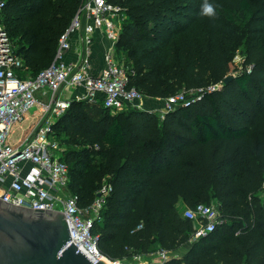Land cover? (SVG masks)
<instances>
[{"label":"trees","instance_id":"obj_1","mask_svg":"<svg viewBox=\"0 0 264 264\" xmlns=\"http://www.w3.org/2000/svg\"><path fill=\"white\" fill-rule=\"evenodd\" d=\"M82 1L5 0L2 22L31 75L53 62ZM111 1L129 22L117 53L125 47L133 60L130 86L162 98L219 86L164 117L102 106L95 118L88 101L77 100L60 117L55 126L64 143L90 142L65 151L80 205L95 201L104 180L112 184L92 225L101 253L122 259L192 242L185 255L163 264H264V0H207L211 17L202 15L205 0ZM140 23H152L153 31ZM98 156L104 161L96 164ZM212 202L224 223L193 239L194 223L180 203Z\"/></svg>","mask_w":264,"mask_h":264},{"label":"built area","instance_id":"obj_2","mask_svg":"<svg viewBox=\"0 0 264 264\" xmlns=\"http://www.w3.org/2000/svg\"><path fill=\"white\" fill-rule=\"evenodd\" d=\"M4 5L5 0H0V197L28 208L65 213L72 242L94 264L101 258L114 264H163L173 256L172 251L158 248L149 254L122 259H110L101 253L92 225L101 219L112 184L104 180L95 201L89 206L80 205L78 195L70 189L66 147L55 125L74 100L101 102L111 111L148 109L164 117L166 112L190 104L196 96L219 85L182 89L164 98L160 108L142 104L150 96L130 86L131 70L116 57L126 12L122 5L111 0H83L59 39L53 62L31 75L2 22ZM99 33L107 46L104 66L96 75L91 68ZM72 51L76 52V58L70 57ZM243 60L240 54L234 58L235 62ZM189 93L191 98L187 97ZM16 133L19 135L13 140ZM260 196L263 200L264 182ZM181 213L194 223L193 239L215 231L224 223L215 202L184 206Z\"/></svg>","mask_w":264,"mask_h":264},{"label":"water","instance_id":"obj_3","mask_svg":"<svg viewBox=\"0 0 264 264\" xmlns=\"http://www.w3.org/2000/svg\"><path fill=\"white\" fill-rule=\"evenodd\" d=\"M0 264L94 263L72 242L65 213L0 197ZM96 264L109 262L101 258Z\"/></svg>","mask_w":264,"mask_h":264},{"label":"rangeland","instance_id":"obj_4","mask_svg":"<svg viewBox=\"0 0 264 264\" xmlns=\"http://www.w3.org/2000/svg\"><path fill=\"white\" fill-rule=\"evenodd\" d=\"M127 14H126V18L124 20V24L127 25L129 22L127 21ZM152 23H149V24H143V23H140V27L141 29H144L146 30V32H152L153 29L149 28L148 27H152ZM159 30H161V28L159 27ZM154 32H156V34L158 33L157 31L154 30ZM139 34H142V31H139L138 32ZM148 35V34H147ZM123 43V42H122ZM121 43V44H122ZM125 47L121 48V51L119 53H117V60L124 64L127 68H130V65L131 63L133 62V60L131 58L128 57V53L127 51H125ZM237 54H240L241 56H244V48H243V45H240L239 48L236 50V53H235V56ZM234 56V57H235ZM235 62V61H234ZM237 65H238V68H241L242 66V62L239 61V62H235ZM187 97L188 98H191L192 97V94H187ZM157 100L156 99H153V98H145L143 101H142V104L146 105V106H151V104L153 105L154 102H156ZM164 104V99L162 101V104ZM90 113L92 114L93 117H98L100 112L102 111V104L101 102H89L88 101V105H87ZM116 112H119L118 111H113V113H116ZM158 112V111H157ZM159 113V112H158ZM18 133L14 134L12 139L15 140L17 137H18ZM64 143V142H63ZM90 145V142L85 140V139H74L70 142H66L64 143V146L66 147V149H71V148H77V149H81L82 147H85V146H89ZM102 161H104V157L103 156H98L96 157L95 159V163L96 164H99L101 163ZM264 200V199H263ZM263 204H264V201H263ZM185 205L180 203L179 205V208H183ZM158 245L156 243L153 244V247H157ZM186 246L185 244H183L181 247H179L178 249L172 251V254L173 256L175 257H181V254L184 252ZM157 250V249H156ZM148 256V255H147ZM146 257V256H145ZM145 260H147V258H144Z\"/></svg>","mask_w":264,"mask_h":264},{"label":"crops","instance_id":"obj_5","mask_svg":"<svg viewBox=\"0 0 264 264\" xmlns=\"http://www.w3.org/2000/svg\"><path fill=\"white\" fill-rule=\"evenodd\" d=\"M73 42H74V46L77 47L78 46L77 41L74 39ZM106 46H107L106 40L99 33L96 37V41H95V44L93 47V60H92L93 64H92V68H91V71L93 74H96V75L100 74V72L104 66ZM69 55L71 58L77 57L76 52H74V51H72ZM150 98L157 100L156 102L153 103V105L151 104L150 108H153L155 106L160 108L162 106L161 104H162V101L164 98H162V97H151V96H150ZM185 246H186V248H185L184 252L181 254V256L185 255L186 252L190 249V247L192 246V242L185 243Z\"/></svg>","mask_w":264,"mask_h":264},{"label":"clouds","instance_id":"obj_6","mask_svg":"<svg viewBox=\"0 0 264 264\" xmlns=\"http://www.w3.org/2000/svg\"><path fill=\"white\" fill-rule=\"evenodd\" d=\"M202 15L209 17L215 15L214 6L207 3V0H205V3L202 5Z\"/></svg>","mask_w":264,"mask_h":264},{"label":"bare ground","instance_id":"obj_7","mask_svg":"<svg viewBox=\"0 0 264 264\" xmlns=\"http://www.w3.org/2000/svg\"><path fill=\"white\" fill-rule=\"evenodd\" d=\"M109 262V261H108ZM109 264H114L113 262H109Z\"/></svg>","mask_w":264,"mask_h":264}]
</instances>
